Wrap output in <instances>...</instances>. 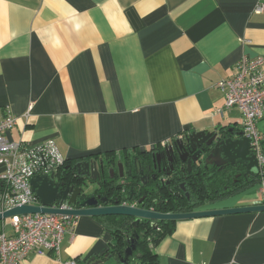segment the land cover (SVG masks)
Wrapping results in <instances>:
<instances>
[{
	"label": "crops",
	"instance_id": "obj_1",
	"mask_svg": "<svg viewBox=\"0 0 264 264\" xmlns=\"http://www.w3.org/2000/svg\"><path fill=\"white\" fill-rule=\"evenodd\" d=\"M258 0H0V119L7 137L52 138L65 160L144 151L190 131L240 129L215 83L264 58ZM27 115L25 116V114ZM264 134V110L257 122ZM260 184L203 208L264 203ZM9 235L13 229L2 223ZM111 234L77 217L60 252L20 264H117ZM158 264H264V211L178 219Z\"/></svg>",
	"mask_w": 264,
	"mask_h": 264
},
{
	"label": "built area",
	"instance_id": "obj_2",
	"mask_svg": "<svg viewBox=\"0 0 264 264\" xmlns=\"http://www.w3.org/2000/svg\"><path fill=\"white\" fill-rule=\"evenodd\" d=\"M255 10L264 11V0H258ZM224 96V108L235 107L241 115L240 131L249 139L259 173L264 171L262 133L257 122L264 110V58L240 57L230 77L215 83ZM27 113L25 114V116ZM16 116L12 112L0 119V213L16 205H32L37 197L31 187L36 175L56 174L64 164L56 142L48 138L33 146L13 141L7 132L13 127ZM264 192V181L259 185ZM61 208L67 207L62 204ZM12 234L0 230V264H20L31 253L60 252L61 242L67 232L77 224V216L56 213H23L9 217ZM74 264V261H65Z\"/></svg>",
	"mask_w": 264,
	"mask_h": 264
},
{
	"label": "water",
	"instance_id": "obj_3",
	"mask_svg": "<svg viewBox=\"0 0 264 264\" xmlns=\"http://www.w3.org/2000/svg\"><path fill=\"white\" fill-rule=\"evenodd\" d=\"M177 142L191 143L194 144V147H201L206 163H214L219 167L239 164L244 167L245 175L257 176L259 173L258 162L251 150L249 139L244 137L239 129L216 127L212 130L190 131L184 134L183 138H176L174 143H170L168 147L172 150L173 146H177ZM178 150H181L180 146H178ZM197 158L192 155L187 160L188 166L190 167L191 161L199 162L200 160ZM72 170L73 174L70 175L59 176L52 173L34 176L31 179V187L37 197V203L21 204L9 208L0 213V220L16 214L39 212L70 214L77 217L82 215H127L133 218L131 231L127 238V245L117 264H133V258L138 256L134 253L138 240L143 235V232L136 231V227L144 219L149 220L155 226L156 221L162 219L178 220L264 211V203H257L235 207L201 208L186 212H160L133 204L132 201L136 195H132V187L128 193L123 195L122 201L112 200L105 192L106 181L98 170L94 159L76 158L72 164ZM160 180L163 182L164 178L160 177ZM62 204H66L67 207L61 208ZM94 258L91 257L90 260L99 264L101 260H94Z\"/></svg>",
	"mask_w": 264,
	"mask_h": 264
},
{
	"label": "trees",
	"instance_id": "obj_4",
	"mask_svg": "<svg viewBox=\"0 0 264 264\" xmlns=\"http://www.w3.org/2000/svg\"><path fill=\"white\" fill-rule=\"evenodd\" d=\"M174 139V138H173ZM171 139V140H173ZM169 142V141H167ZM262 142L264 147V134H262ZM146 149L144 151H127L119 155V157L102 158L107 160L108 163L115 161H124L126 166L131 169L134 166V159L140 160L142 154L151 153L153 149ZM75 159L65 160L64 164L58 169L57 175L73 174L72 164ZM226 169L208 175L207 172H200L187 175L189 195L186 196L182 193L181 197H173L165 181H161L160 177H155L151 183H148L147 191L151 196L147 204V208H152L160 212H186L195 209H201L208 204H213L234 194L239 193L256 184L264 181V171L258 173L257 176L245 175V170L242 165H226ZM132 170V169H131ZM134 172V169L133 171ZM174 187L177 186L173 184ZM172 186V187H173ZM128 186L120 183H106L105 192L112 198V200L119 199L122 201L123 195L126 193ZM153 197H160L159 201L153 202ZM98 221L105 227L111 234V241L106 253L103 255L105 258L112 256L116 263L122 255L123 249L127 245V238L131 231L132 217L127 215L111 214V215H98L95 216ZM175 220L162 219L157 220L155 226L149 220H142L136 227L138 233L143 232L139 238L135 254L137 257L133 258V264H158V257L155 252V246L167 234H169L174 227Z\"/></svg>",
	"mask_w": 264,
	"mask_h": 264
},
{
	"label": "flooded vegetation",
	"instance_id": "obj_5",
	"mask_svg": "<svg viewBox=\"0 0 264 264\" xmlns=\"http://www.w3.org/2000/svg\"><path fill=\"white\" fill-rule=\"evenodd\" d=\"M184 134L164 143L161 147L153 149L151 153L142 154L140 160L134 159L132 170L126 166L124 161L108 163L107 160L102 158L92 159L96 160L97 168L103 175L106 183L109 181L110 184L115 182L124 184L128 186L126 193H128L132 187V195H136L132 203L146 208L151 196L150 192L147 191L148 183H151L157 176L164 178V181L167 182L166 186H168L170 190L172 189L171 193L173 197H181L182 193H185L186 196L189 195L188 187L190 185H188L189 181L186 177L187 175L192 172H207L209 173L208 175L212 176L226 169V165L219 167L214 163H206L201 147H194V144L177 142V146H173L172 150L168 147L170 143H174L176 138H183ZM178 146L181 147L180 151L178 150ZM192 155L198 157L197 159L200 161H191L189 167L187 160ZM181 158H183V160H180ZM133 169L134 172H132ZM167 172L169 173L166 174ZM176 183L177 186L174 187L173 184ZM158 199H160V197L152 198L153 202L159 201Z\"/></svg>",
	"mask_w": 264,
	"mask_h": 264
},
{
	"label": "rangeland",
	"instance_id": "obj_6",
	"mask_svg": "<svg viewBox=\"0 0 264 264\" xmlns=\"http://www.w3.org/2000/svg\"><path fill=\"white\" fill-rule=\"evenodd\" d=\"M2 223H4V224H9V217H7V218H5V219H3V220H0V225L2 224Z\"/></svg>",
	"mask_w": 264,
	"mask_h": 264
}]
</instances>
